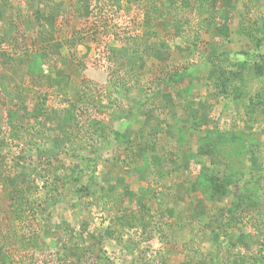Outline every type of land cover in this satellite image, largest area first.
I'll return each instance as SVG.
<instances>
[{
    "label": "rangeland",
    "instance_id": "rangeland-1",
    "mask_svg": "<svg viewBox=\"0 0 264 264\" xmlns=\"http://www.w3.org/2000/svg\"><path fill=\"white\" fill-rule=\"evenodd\" d=\"M16 191L10 264H264V0H0Z\"/></svg>",
    "mask_w": 264,
    "mask_h": 264
},
{
    "label": "trees",
    "instance_id": "trees-1",
    "mask_svg": "<svg viewBox=\"0 0 264 264\" xmlns=\"http://www.w3.org/2000/svg\"><path fill=\"white\" fill-rule=\"evenodd\" d=\"M218 143L217 141L214 142V147L218 148ZM207 145H205L206 147ZM208 151V149H205ZM62 178V177H61ZM64 179V178H62ZM236 183V186L238 187L239 184L237 183V180H234ZM210 182V186L212 187V191L213 194H216L215 192L219 190H221L222 188L219 185V181H217L218 183L213 182L212 180L209 181ZM218 184V185H216ZM238 192H237V198H238V204L244 203L246 202V200H244L245 198L250 197V194L247 195V190L249 192L250 187L243 186L242 189H240L239 187L237 188ZM22 191L20 192H13L11 195V201H10V207L11 209L9 210V213L7 214L6 218H5V227L0 226V264H10V262H13L15 260V257L17 256L15 254V251L18 249L17 248V244L18 242H20L21 244H23L25 247H28V245L31 243V239H24L21 240L19 239V237L16 235V230L14 229V224L15 221L20 220V223L24 222L26 217H29V215H26V208L24 207V205L26 204V199L25 197H23V195H21ZM206 194H208L207 196L211 197V192L206 191ZM208 197V198H210ZM243 199V200H242ZM4 222V220L2 221ZM6 226H8L6 229ZM6 230H5V229ZM4 231V233H2Z\"/></svg>",
    "mask_w": 264,
    "mask_h": 264
}]
</instances>
